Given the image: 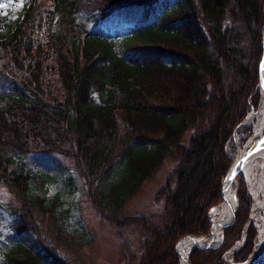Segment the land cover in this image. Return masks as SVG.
<instances>
[{
    "label": "trees",
    "instance_id": "16d2710c",
    "mask_svg": "<svg viewBox=\"0 0 264 264\" xmlns=\"http://www.w3.org/2000/svg\"><path fill=\"white\" fill-rule=\"evenodd\" d=\"M112 16L137 26L118 39L93 32ZM263 38L264 0H28L15 25L0 26V187L12 195L13 236L31 230L47 253L15 243L1 264L56 263L78 244L31 160L51 155L72 161L103 219L144 235L139 264H180L177 242L211 232L235 134L241 145L252 135L243 122L260 104ZM166 159L176 165L158 193L161 220L129 215ZM237 196L221 245L193 248L191 264H225L244 235L233 261L253 252L259 228L243 182Z\"/></svg>",
    "mask_w": 264,
    "mask_h": 264
},
{
    "label": "rangeland",
    "instance_id": "374dc122",
    "mask_svg": "<svg viewBox=\"0 0 264 264\" xmlns=\"http://www.w3.org/2000/svg\"><path fill=\"white\" fill-rule=\"evenodd\" d=\"M26 4H28V0H10L6 2H0V26H3L4 23H11V25H15L18 20L22 18L24 7ZM151 20L153 22H157L158 14H156V16H152ZM135 26L137 25H135V23H132L131 20L123 19L119 16H112L108 20L102 22L99 26L91 28L94 33L100 34L109 39H118L124 37L128 33L133 32L135 30ZM5 27L7 30L8 26ZM165 61L167 63H170L169 59H165ZM258 91L260 92V103L262 99L260 83L258 85ZM252 123L254 126V121H252ZM192 132L193 130H189L186 133L185 138L189 137ZM251 141L252 139L250 138L247 143L241 145L239 137H237L236 141H234L236 152L249 148ZM33 158L34 160H32ZM31 160L36 168H39L50 176V178H45L44 188H47L46 195L49 199H53L58 196V199L61 202V209L63 211H66V233L70 236H74L78 241V244L74 245L72 251L66 248L61 249L63 260L62 258H59L60 256L57 254L58 260H56V263L52 262L51 257L42 258L45 263H140L141 257L144 252V235L141 232L136 231L135 228L131 226L117 229L112 223H109L108 220H105L100 216L96 208L84 195L82 182L79 175L74 170L71 160L64 158L61 155L37 156L32 157ZM175 165L176 163L173 159H166L162 163L160 169L154 175V177L147 180L141 187L140 191L127 203L126 212L129 215H143L147 218H151L156 222H159L161 220L160 216L164 210V202L163 199L158 198V193L160 189L166 184L167 178L173 172ZM234 181L236 196L238 189L241 187V184L243 182L245 184L248 195L252 200V211L250 213L249 223L253 221L259 228L258 234L256 236V243L258 245L259 236L261 234H264V208L262 207L256 210L254 209V191L253 189H251V186L247 182V178L243 172H241ZM34 186L36 187L37 192H41L43 190V187L40 186L39 182L37 184H34ZM260 197L264 201V195L260 194ZM11 199L12 195L7 190V188L0 187V264L6 262V254L11 250V248H13L15 243H21L25 247L29 248L33 253H36L40 256H43V254L47 253L40 239L33 231L30 230L23 232L20 237L13 236L11 225L14 218L11 214V211L6 207L7 202H9ZM237 200V206H239L238 196ZM221 203H219L217 206H219ZM224 228L225 227L222 228V236H224ZM206 241H208V239ZM241 242L242 238L240 239V241L234 244L232 249H238ZM218 244L219 242H213L214 246H217ZM257 245L255 244L254 250L249 255V257L253 255ZM175 253L179 260V263L184 264L180 258V255L177 253L176 246ZM224 259L225 264H243L237 262L235 263L230 252L225 254ZM263 263L264 259L260 258L253 264Z\"/></svg>",
    "mask_w": 264,
    "mask_h": 264
},
{
    "label": "bare ground",
    "instance_id": "6f19581e",
    "mask_svg": "<svg viewBox=\"0 0 264 264\" xmlns=\"http://www.w3.org/2000/svg\"><path fill=\"white\" fill-rule=\"evenodd\" d=\"M260 88L262 99L258 109L251 112L248 117L250 122L254 121L252 141L250 147L240 150L238 157L232 166L231 173L242 167V172L247 178L251 189L254 191V209L264 208V201L260 194L264 195V58L261 63V82ZM235 181L229 182L225 186L224 200L210 211L212 221L211 237L214 242H219L222 237L223 223L227 222L237 206ZM193 243L189 239L183 240L178 246L180 258L186 264L184 258L190 253ZM264 259V234L259 236L258 245L251 256L250 264L258 259Z\"/></svg>",
    "mask_w": 264,
    "mask_h": 264
},
{
    "label": "water",
    "instance_id": "95a60500",
    "mask_svg": "<svg viewBox=\"0 0 264 264\" xmlns=\"http://www.w3.org/2000/svg\"><path fill=\"white\" fill-rule=\"evenodd\" d=\"M264 58V57H263ZM238 153H239V151H238ZM237 157H238V155H237ZM237 159V158H236ZM236 161V160H235ZM233 166V165H232ZM231 170H232V167L230 168V170H229V172H228V174H227V176H226V178H225V180H224V182H223V185H222V196H223V198H225L224 197V192H225V186L229 183V182H231V181H234L235 179H236V175L239 173V172H241L242 171V167H240V168H238L237 170H236V172L235 173H231ZM236 197V199H237V196H235ZM236 212H237V207L235 208V209H233V213H232V216H231V218L227 221V222H225V223H223V227H226V226H229V225H231L234 221H235V219H236ZM211 231H212V228H211ZM185 239H189L194 245H193V247H198V248H201V249H209V248H214V247H216V246H214L213 245V242H214V239L212 238V237H204V236H202V237H195V236H192V235H188V236H185L183 239H181L178 243H177V245H176V250H177V253L179 254V252H178V246H179V244L183 241V240H185ZM208 239V241H206ZM204 241H206L205 243H203ZM192 247V248H193ZM191 248V249H192ZM180 255V254H179ZM184 260H185V262H186V264H191L190 263V260H189V254L187 255V257L186 258H184ZM247 264L248 263V261L247 262H244L243 264Z\"/></svg>",
    "mask_w": 264,
    "mask_h": 264
}]
</instances>
